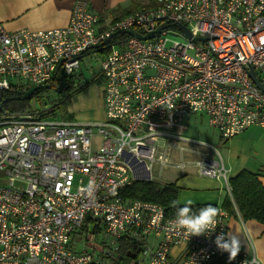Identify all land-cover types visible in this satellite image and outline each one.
I'll return each instance as SVG.
<instances>
[{
    "label": "built area",
    "instance_id": "2783aa9c",
    "mask_svg": "<svg viewBox=\"0 0 264 264\" xmlns=\"http://www.w3.org/2000/svg\"><path fill=\"white\" fill-rule=\"evenodd\" d=\"M156 2L106 26L88 0H75L64 27L0 24V90L50 84L62 70L76 81L89 58L105 83L106 110L91 123L37 110L0 114V264H262L242 247L231 261L218 250L216 236L228 232L224 208L213 232L189 237L171 226L164 205L122 194L135 181L190 168L224 181L232 197L221 151L183 135L182 122L205 114L227 140L253 125L264 130V91L249 73L264 82V0ZM122 29L153 36L125 32L112 43ZM158 122L171 127L155 129ZM124 241L137 254L123 252Z\"/></svg>",
    "mask_w": 264,
    "mask_h": 264
},
{
    "label": "rangeland",
    "instance_id": "374dc122",
    "mask_svg": "<svg viewBox=\"0 0 264 264\" xmlns=\"http://www.w3.org/2000/svg\"><path fill=\"white\" fill-rule=\"evenodd\" d=\"M172 40L179 39L170 36ZM97 62L86 58L82 61V75L75 82V86L82 84L81 90L74 91L67 89L62 93L55 90H46L38 98L32 101V113L35 110L43 111L56 107L55 113L48 112L45 117L53 116L58 120H70L78 123H91L98 121L105 111L104 102V81L103 79L95 80L92 73V66H96ZM48 103L47 105L40 104ZM183 124V135L194 139L208 142L217 147L225 160L226 167L230 170V177L243 169L259 170L264 168V130L260 126H253L232 138H223L221 133L213 129L205 114H194L186 118ZM169 125L165 122H158L154 125L155 129L166 130ZM188 173L196 175L193 169L189 168ZM182 175V174H181ZM197 176V175H196ZM178 170L171 168L164 171L162 183L176 182L180 179ZM224 195L227 193L225 182L222 181ZM180 190V189H179ZM183 190L181 189V192ZM179 194V193H178ZM180 198H177V200ZM182 201V200H180ZM91 249L90 246H85ZM125 264H133L132 260H128Z\"/></svg>",
    "mask_w": 264,
    "mask_h": 264
},
{
    "label": "crops",
    "instance_id": "0c3cea01",
    "mask_svg": "<svg viewBox=\"0 0 264 264\" xmlns=\"http://www.w3.org/2000/svg\"><path fill=\"white\" fill-rule=\"evenodd\" d=\"M88 1L90 10L97 13L100 16L101 23L106 26L115 21L114 10L118 7H128L133 0ZM74 2L75 0H0V24L9 31L20 29L38 31L64 27L69 24ZM99 53L101 52L99 51ZM105 119L106 110L98 121H104ZM251 171L258 174L259 180L264 185V168ZM178 172L182 177L178 181L170 183H177L180 189L178 192V198L180 199L177 201L179 205L191 200L192 205L213 204L217 207H223L225 198L231 197L228 191L224 195L223 185L219 179L199 176L196 173L197 176L190 173L181 175L179 170ZM227 225L228 232L231 231L233 234L238 235L240 245L247 255L250 257L256 255L264 264V224L256 219L244 220L237 207L234 206V210L229 212ZM174 252H177L176 248Z\"/></svg>",
    "mask_w": 264,
    "mask_h": 264
},
{
    "label": "trees",
    "instance_id": "16d2710c",
    "mask_svg": "<svg viewBox=\"0 0 264 264\" xmlns=\"http://www.w3.org/2000/svg\"><path fill=\"white\" fill-rule=\"evenodd\" d=\"M145 5L154 6L157 5V2L156 0H133L128 7H118L113 11L115 21L134 13ZM128 36L129 35L126 33H117L113 38H111V42L117 43ZM100 50L102 51L103 49ZM65 80L66 84L64 91L67 89L74 91L81 90V87L75 86L74 78L66 76L64 79L61 71L58 72L55 78L50 82V88H40L27 99L23 98L24 93L27 90L26 88L13 87L9 90H0V105L3 106L2 109H0V114L4 111H8L12 114L28 113L32 110V101L34 98H38L39 100V97L41 96L40 94L49 89L58 92L59 86ZM39 103L41 105L48 104L42 102ZM58 105L59 104H56L53 108L51 107L50 109H47L49 110L47 112L46 110L40 111L38 115L40 117H45L48 112L55 113ZM229 181L231 185L232 198L229 196L225 198L222 208L226 209L228 212H232L234 210V206H236L244 220L256 219L264 224V185L259 180L258 174L249 169H242L238 174L231 177ZM178 192L179 187L177 186V183H162L160 181H135L133 184L123 188L122 190L123 196L128 200L135 198L151 200L164 205L168 216H175L177 206H182L177 202ZM205 205L207 204H193V211L197 212ZM213 206L217 207L216 205ZM217 208L219 209V207ZM122 251L126 253L127 251H132L137 254V244L135 242L124 241L122 243ZM207 264H229V262L225 259L214 257L208 261Z\"/></svg>",
    "mask_w": 264,
    "mask_h": 264
},
{
    "label": "clouds",
    "instance_id": "9594fccd",
    "mask_svg": "<svg viewBox=\"0 0 264 264\" xmlns=\"http://www.w3.org/2000/svg\"><path fill=\"white\" fill-rule=\"evenodd\" d=\"M192 203L191 200H187L182 206H177L175 219L171 226L174 229L185 231L189 237L213 232L218 225L217 217L220 210L212 204H207L194 212ZM214 243L218 250L228 253L230 261L234 260L240 252L241 245L238 235L231 231L218 234Z\"/></svg>",
    "mask_w": 264,
    "mask_h": 264
},
{
    "label": "water",
    "instance_id": "95a60500",
    "mask_svg": "<svg viewBox=\"0 0 264 264\" xmlns=\"http://www.w3.org/2000/svg\"><path fill=\"white\" fill-rule=\"evenodd\" d=\"M163 26H165V25H161V26L158 28L157 31H159ZM181 27H182V29L186 32V34H187L186 36L190 37V36H191L190 31H189L184 25H182ZM119 32H120V33H125V32H127V33H129V34H131V35L137 36V37L142 38V39H148V38H150V37L153 36V33L146 34V35L143 36V34L137 32L136 30H133V29H129V30L122 29V30H120ZM114 35H115V34H114ZM106 42H107V41H104L103 44L106 43ZM249 73H250L251 78H252L253 81L255 82V84H256L261 90L264 91V82H262V81L257 77L255 70H254L253 68H251V69L249 70ZM62 74H63V77H64V79H65V78H66V74H65L64 70H62ZM65 84H66V80L63 81L62 84L59 86V88H58V92L61 93V92L64 91V89H65ZM50 87H51L50 84H45V85H42V86H34V87H31V88H29V89L26 90V92L24 93L23 98H25V99L30 98L31 95H33V93L36 92V91H37L38 89H40V88H50ZM2 107H3V106L0 105V109H2ZM129 255H130V256H133L132 254H129Z\"/></svg>",
    "mask_w": 264,
    "mask_h": 264
}]
</instances>
